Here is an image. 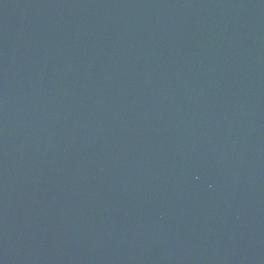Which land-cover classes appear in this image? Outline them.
Masks as SVG:
<instances>
[{"label": "water", "instance_id": "water-1", "mask_svg": "<svg viewBox=\"0 0 264 264\" xmlns=\"http://www.w3.org/2000/svg\"><path fill=\"white\" fill-rule=\"evenodd\" d=\"M0 264H264V0H0Z\"/></svg>", "mask_w": 264, "mask_h": 264}]
</instances>
